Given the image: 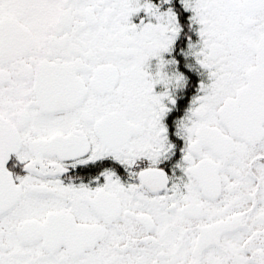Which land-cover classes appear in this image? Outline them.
<instances>
[{
	"label": "snow or ice",
	"instance_id": "snow-or-ice-1",
	"mask_svg": "<svg viewBox=\"0 0 264 264\" xmlns=\"http://www.w3.org/2000/svg\"><path fill=\"white\" fill-rule=\"evenodd\" d=\"M0 264H264V0H0Z\"/></svg>",
	"mask_w": 264,
	"mask_h": 264
}]
</instances>
